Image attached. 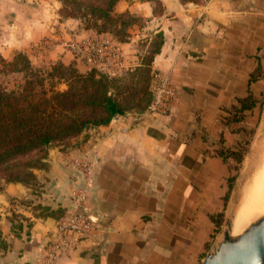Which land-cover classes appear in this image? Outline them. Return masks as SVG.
Listing matches in <instances>:
<instances>
[{"label":"crops","instance_id":"0c3cea01","mask_svg":"<svg viewBox=\"0 0 264 264\" xmlns=\"http://www.w3.org/2000/svg\"><path fill=\"white\" fill-rule=\"evenodd\" d=\"M56 6L0 0V58L24 51L33 63L61 62L90 72L83 41L102 33L63 18ZM115 11L140 20L128 42L112 38L116 62L125 70L138 66L162 36L152 72L168 75L176 87L171 110L89 127L70 144L49 150L36 186L4 183L0 264H46L57 220L36 216L30 205L74 211L73 194L86 183L78 162L95 158L88 200L76 210L95 229L72 235L52 264H201L209 251L236 156L257 128L255 108L239 111L242 100L264 90L263 79H253L264 69V0H121ZM15 211L27 219L17 228Z\"/></svg>","mask_w":264,"mask_h":264},{"label":"trees","instance_id":"16d2710c","mask_svg":"<svg viewBox=\"0 0 264 264\" xmlns=\"http://www.w3.org/2000/svg\"><path fill=\"white\" fill-rule=\"evenodd\" d=\"M65 1L73 2L79 9H85L86 15H92L94 20H101L104 29L109 24L113 39L118 43L128 42L130 28L140 22L139 18L130 13H122L117 17L112 15L121 0ZM97 31L101 33L104 30ZM162 42V36L157 35L151 42L150 49L141 57L140 64L119 76L95 69L83 74L75 65L62 63L53 65L48 72H42L33 67L24 52L15 53L9 61L2 60L0 66H5L6 71L0 70V75H23V81L12 89L0 82V175L5 178L6 183L33 185L37 179L34 170L39 167L36 162H42L43 159L34 160L31 156L49 149L55 143L65 146L69 140L80 137L89 127L108 125L120 116L145 114L152 101V62L160 51ZM262 72V68H258L253 79L264 81ZM138 81L139 87L135 85ZM59 83H65L67 89L58 90L56 85ZM252 99L250 96L241 101L240 114L253 111ZM234 180L235 177L229 180L230 189ZM32 209L41 218L59 220L66 215L60 208L34 206ZM214 218L217 226H220L224 211ZM25 220L27 219L23 216H13L11 219L15 228ZM0 245L4 248L6 246L1 230Z\"/></svg>","mask_w":264,"mask_h":264},{"label":"rangeland","instance_id":"374dc122","mask_svg":"<svg viewBox=\"0 0 264 264\" xmlns=\"http://www.w3.org/2000/svg\"><path fill=\"white\" fill-rule=\"evenodd\" d=\"M24 1H26V0H24ZM30 1H34V2L35 1H41V2L42 1L43 2L50 1V4L56 2V4H57L56 10H57L58 14L60 16H62L63 18H71L70 16H78L79 19L78 18H73V19L79 20L83 27H93V28H95L94 30H101L102 29V30H104L103 32H101L103 36H106V37L111 38V39L114 37V35L112 33L113 31H110L111 29H110L109 24L104 29L102 27L103 22L101 20H94L91 17L92 15H86V12H85L86 10L85 9H79L75 4H73V2H69V1H65V0H30ZM78 1H84V0H78ZM127 1H132V0H127ZM112 15L117 17L120 14H118L115 11V9H114ZM51 48H52V45H49L47 47V49H45V50H49ZM148 49H150V46H148L147 50ZM147 50L143 53V55L147 52ZM20 52H24V51H20ZM16 53H18V52H16ZM24 53H26V52H24ZM26 55L28 56L27 53H26ZM41 59H43V58L41 57ZM2 60H4V59L0 58V62ZM6 61H9V60H6ZM31 63H32V65H33V67L35 69L40 70L42 72H48V71L51 70L53 65L60 64L61 62H55V63L54 62L53 63L47 62L46 64H39V63H37L35 61L34 63L33 62H31ZM0 70L1 71H6L5 70V66L4 67L0 66ZM116 70L117 71L114 74L116 76H119L122 73H124L125 71H127L121 66L119 61H118V68ZM128 70H130V69H128ZM262 70H263V72H262L261 77H264V69H262ZM99 72H101V71H99ZM101 73H103V72H101ZM22 77H23L22 74H6V73H3V74L0 75V82L3 83L7 88L12 89V88L16 87L19 83H21L23 81ZM139 83L140 82L138 81L135 85L137 87H139V85H138ZM59 84H61V83H59ZM59 84L56 85L57 89H58ZM66 89H67V85H66ZM66 89H64V90H66ZM150 89H151V86H150ZM58 90H60V89H58ZM64 90H60V91H64ZM252 100H253V104H254L253 106L257 110V113H258L257 128H256V130L255 129L252 130V135H251L250 139L246 143L243 144L242 148L239 151V154L236 156V160H237L238 163L235 166V176H234L235 180L233 181L232 189H230L229 195L226 197L227 199H226V209L224 211V218L222 219V223H221L220 226H217V224H216V226H217L216 234H215L214 239H213V241L211 243L209 251L216 244V242L219 240V238L221 237L222 230L224 228H226L227 223L231 219H233L234 216L238 212H240L241 209H243L244 207L249 205V203H250L249 201H251L253 190L256 187V185H258V180H260L261 177L264 178V161H263V159H264L263 158L264 157V151L262 152L263 155L261 154L259 156L260 153H258V155H256L257 151L255 149V146H257V143H259L260 140H261L260 139L261 135L264 133V122H263L264 121L263 120L264 119V90H263V86L260 89V91L258 92L257 98L256 99H252ZM75 139H77V138H73V139L69 140L67 143L70 144ZM51 148H59V149H61V143H55L49 149H47V150H45L43 152H37L36 154L31 156L34 160H36L38 158H42L43 159L42 162L41 161L36 162V166H39V167L34 170L35 175H36V171L47 169V164H48L47 163V158L49 156V150ZM253 155H255V156H253ZM256 158H258V159H256ZM259 158H262V160L261 159L259 160ZM254 159H256V160H254ZM250 160L251 161L254 160L255 161V165L247 173V169L249 167L248 164H249ZM256 161H258V162H256ZM244 166H245V168H244ZM246 176H248V177H246ZM36 177H37V175H36ZM241 178H246V179L244 180V179H241ZM241 182H243V184ZM4 183H6L5 178L0 175V189L2 188V185ZM35 183H37V179H36ZM35 183L33 185H30V186L31 187L36 186L37 184H35ZM239 186H241V188ZM240 197H241V199H240ZM246 199H248V200H246ZM30 200L31 199H28L27 201H30ZM28 204H33V202H30ZM34 206H45V205H42L40 203H38V204L36 203L34 205H30L31 208L34 207ZM45 207H49V206H45ZM256 207L257 208H255L251 212L252 214L250 215V222L253 221L254 219H256L257 216H260V215L264 214V207L262 206V204L256 205ZM258 207H261V209L260 208L258 209ZM35 213H38V212L36 211ZM13 216L16 217V216H24V215L20 214V212L15 211V212H13L12 217ZM250 222L247 221L245 226L242 227V229L245 228L246 225H248ZM3 248H4V246L0 245V251H2Z\"/></svg>","mask_w":264,"mask_h":264},{"label":"built area","instance_id":"2783aa9c","mask_svg":"<svg viewBox=\"0 0 264 264\" xmlns=\"http://www.w3.org/2000/svg\"><path fill=\"white\" fill-rule=\"evenodd\" d=\"M83 49L86 53V62L92 69H96L108 75H114L118 68L116 62V50L112 39L106 36L87 38L83 41ZM152 101L147 109V113L165 115L171 110L173 100L178 92L171 78L162 73L153 75ZM97 158L93 161H80L78 165L84 172L86 183L83 188L75 190V210L66 214L57 221L55 240L46 256V264H52L57 258V253L68 246V240L72 235H86L95 229V225L87 214L78 213L76 210L81 204L88 200L87 187L90 186L91 176L97 165Z\"/></svg>","mask_w":264,"mask_h":264},{"label":"water","instance_id":"95a60500","mask_svg":"<svg viewBox=\"0 0 264 264\" xmlns=\"http://www.w3.org/2000/svg\"><path fill=\"white\" fill-rule=\"evenodd\" d=\"M234 221L235 216L201 264H264V214L240 231Z\"/></svg>","mask_w":264,"mask_h":264},{"label":"bare ground","instance_id":"6f19581e","mask_svg":"<svg viewBox=\"0 0 264 264\" xmlns=\"http://www.w3.org/2000/svg\"><path fill=\"white\" fill-rule=\"evenodd\" d=\"M264 120V119H263ZM264 122V121H263ZM263 129V128H262ZM260 142L257 143V146H255V149L257 151V154H259V156L262 154V152L264 151V133L261 135V138H260ZM254 149V148H253ZM256 153V152H255ZM263 155V154H262ZM255 156V155H253ZM263 157V156H262ZM264 158V157H263ZM258 159V158H256ZM254 159V160H256ZM262 160V158H259V160ZM254 160H250L249 164H248V169H247V173L254 167L255 165V161ZM264 161V159H263ZM258 162V161H256ZM248 163V162H247ZM257 164V163H256ZM260 166V165H259ZM245 168V166H244ZM246 174V173H245ZM249 175V174H248ZM251 175V174H250ZM245 177V176H244ZM248 177V176H246ZM241 179H246V178H241ZM244 182V181H243ZM243 182H241L243 184ZM255 183V182H254ZM253 183V184H254ZM239 185V184H238ZM255 186V185H254ZM241 188V186H239ZM243 188V187H242ZM250 188V187H249ZM241 190V189H240ZM243 191V190H242ZM243 193V192H242ZM241 199V197H240ZM248 200V199H246ZM240 202V201H239ZM245 202V201H244ZM247 202V201H246ZM249 205L244 207L243 209L240 210V212H238L236 215H235V230L236 231H240L242 229L243 226H245L246 222L249 221L250 222V215L252 214L251 212L257 208L256 205H260L262 204V206L264 207V178H260V180H258V185H256V187L254 188L253 190V194H252V197H251V201H249ZM238 207V206H237ZM262 207V208H263ZM261 209V207H258V209ZM257 209V210H258ZM238 210V209H237ZM260 211V210H259ZM258 213V212H257ZM253 217V216H252ZM247 226V225H246ZM244 229V228H243ZM242 229V230H243Z\"/></svg>","mask_w":264,"mask_h":264}]
</instances>
